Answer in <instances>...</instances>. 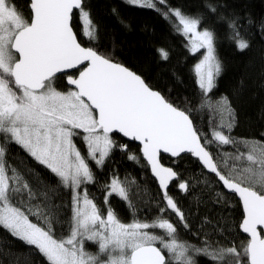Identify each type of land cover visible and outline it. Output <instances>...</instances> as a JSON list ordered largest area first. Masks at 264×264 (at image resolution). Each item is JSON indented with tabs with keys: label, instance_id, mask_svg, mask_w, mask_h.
Returning <instances> with one entry per match:
<instances>
[{
	"label": "trees",
	"instance_id": "16d2710c",
	"mask_svg": "<svg viewBox=\"0 0 264 264\" xmlns=\"http://www.w3.org/2000/svg\"><path fill=\"white\" fill-rule=\"evenodd\" d=\"M5 1L30 21L28 0ZM157 2L148 7L129 0H82L71 28L82 46L127 67L185 112L222 175L264 195V0ZM171 11L195 19L199 29L212 34L218 72L208 92L195 74L202 53L190 51ZM80 12L87 16V27ZM54 85L59 91L68 89L64 76L54 78ZM79 138L75 143L91 174L79 191L100 216L110 213L125 225L169 223L191 264H249L248 240L239 231L243 215L238 200L195 159L161 156V163L178 175L163 196L136 144L112 135L107 156L97 163ZM0 148L9 205L55 241L65 240L73 229L71 188L1 133ZM113 181L123 196L110 191ZM154 244L170 264L167 250ZM0 264L53 263L0 224Z\"/></svg>",
	"mask_w": 264,
	"mask_h": 264
},
{
	"label": "rangeland",
	"instance_id": "374dc122",
	"mask_svg": "<svg viewBox=\"0 0 264 264\" xmlns=\"http://www.w3.org/2000/svg\"><path fill=\"white\" fill-rule=\"evenodd\" d=\"M157 1L129 0L134 5L148 7L158 6ZM170 14L177 19L179 32L188 40L190 51L202 53L195 65V74L199 86L208 92L218 72L212 34L199 29L195 19L177 11ZM80 16L87 27L86 14L80 12ZM28 23L5 0H0V133L9 136L71 188L73 229L65 240L55 241L9 205L6 199L8 179L2 166L1 148L0 224L37 246L53 264H130V253L134 249L157 242L167 250L170 264H191V260L184 257L185 251L174 240L169 223L121 224L110 213L100 216L85 194L79 191L82 183L91 180V174L75 138L80 137L90 159L101 163L111 148V136L100 131L94 112L76 91L71 88L57 90L54 79L40 92L15 88L10 78L11 66L16 60L11 42ZM110 187L112 193L123 196L116 181ZM92 244L96 250L92 251Z\"/></svg>",
	"mask_w": 264,
	"mask_h": 264
},
{
	"label": "water",
	"instance_id": "95a60500",
	"mask_svg": "<svg viewBox=\"0 0 264 264\" xmlns=\"http://www.w3.org/2000/svg\"><path fill=\"white\" fill-rule=\"evenodd\" d=\"M30 21L12 39L16 60L10 78L17 88L40 92L47 82L64 76L95 114L100 131L134 143L163 196L178 175L161 156L189 155L235 196L242 210L239 231L248 240L249 264H264V195L222 175L202 144L190 117L169 104L127 67L82 46L71 28L82 0H28ZM76 72L75 75H72ZM172 207L173 202L168 200ZM130 264H166L154 244L137 247Z\"/></svg>",
	"mask_w": 264,
	"mask_h": 264
},
{
	"label": "flooded vegetation",
	"instance_id": "af4514ba",
	"mask_svg": "<svg viewBox=\"0 0 264 264\" xmlns=\"http://www.w3.org/2000/svg\"><path fill=\"white\" fill-rule=\"evenodd\" d=\"M17 90H20L21 88H17V87H15ZM19 99V98H18Z\"/></svg>",
	"mask_w": 264,
	"mask_h": 264
}]
</instances>
